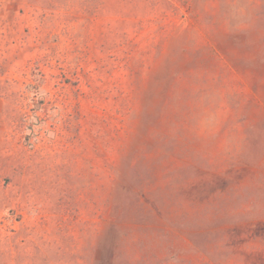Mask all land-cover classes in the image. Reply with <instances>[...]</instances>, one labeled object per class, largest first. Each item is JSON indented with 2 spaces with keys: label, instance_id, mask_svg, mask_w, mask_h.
I'll use <instances>...</instances> for the list:
<instances>
[{
  "label": "rangeland",
  "instance_id": "1",
  "mask_svg": "<svg viewBox=\"0 0 264 264\" xmlns=\"http://www.w3.org/2000/svg\"><path fill=\"white\" fill-rule=\"evenodd\" d=\"M0 264H264V0H0Z\"/></svg>",
  "mask_w": 264,
  "mask_h": 264
}]
</instances>
